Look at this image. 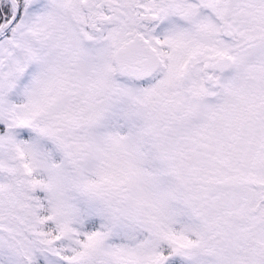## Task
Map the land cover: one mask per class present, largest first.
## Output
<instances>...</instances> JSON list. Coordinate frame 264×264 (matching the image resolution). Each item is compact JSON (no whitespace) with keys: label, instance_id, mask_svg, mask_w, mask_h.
I'll list each match as a JSON object with an SVG mask.
<instances>
[{"label":"snow or ice","instance_id":"snow-or-ice-1","mask_svg":"<svg viewBox=\"0 0 264 264\" xmlns=\"http://www.w3.org/2000/svg\"><path fill=\"white\" fill-rule=\"evenodd\" d=\"M0 264H264V0H0Z\"/></svg>","mask_w":264,"mask_h":264}]
</instances>
